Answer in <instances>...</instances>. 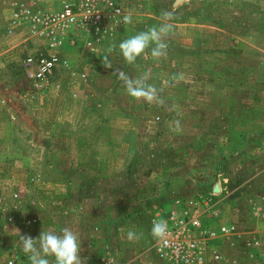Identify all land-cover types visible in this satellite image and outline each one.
<instances>
[{
	"label": "rangeland",
	"instance_id": "obj_1",
	"mask_svg": "<svg viewBox=\"0 0 264 264\" xmlns=\"http://www.w3.org/2000/svg\"><path fill=\"white\" fill-rule=\"evenodd\" d=\"M65 1L0 0V264L10 248L30 264L21 234L65 227L81 239L85 264L107 255L165 264L153 253L156 212L200 195L221 205L207 226L233 221L240 238L258 236L264 264V0H115L140 14L144 31L171 25L164 54L154 57L152 44L119 62L110 47L90 49L70 31L68 63L37 87L21 61L38 41L15 13ZM121 71L152 98L130 94ZM226 143L239 149L217 155ZM188 145L195 156L181 152ZM224 246L219 264H240L232 236Z\"/></svg>",
	"mask_w": 264,
	"mask_h": 264
},
{
	"label": "built area",
	"instance_id": "obj_2",
	"mask_svg": "<svg viewBox=\"0 0 264 264\" xmlns=\"http://www.w3.org/2000/svg\"><path fill=\"white\" fill-rule=\"evenodd\" d=\"M111 14L122 15L121 6L115 0H66L61 8L53 11L22 6L15 15L28 20V30L38 41L21 61L25 77L37 87L47 85L53 72L68 63L62 52L66 45L74 44V40L69 39L70 31L79 27L100 39L108 31L104 23ZM179 208L183 209L182 212ZM220 210L219 201L213 196L200 195L189 199L184 207L180 203L173 205L166 214L157 211L154 218L160 222L163 217L166 232L155 243L156 258L165 264H207L210 260L219 264L226 261L224 242L237 234V226L233 221L220 222L212 227L203 223V218L211 215L219 218ZM260 215L264 218V212ZM214 239H219L220 244L211 248L209 244ZM244 243L249 257H254L253 250L263 246L261 239L253 234ZM2 253L7 256L3 264H18L21 259L15 249L2 250ZM99 260L97 264H115L109 255Z\"/></svg>",
	"mask_w": 264,
	"mask_h": 264
},
{
	"label": "clouds",
	"instance_id": "obj_3",
	"mask_svg": "<svg viewBox=\"0 0 264 264\" xmlns=\"http://www.w3.org/2000/svg\"><path fill=\"white\" fill-rule=\"evenodd\" d=\"M170 15V14H166ZM125 22L130 21L129 16L124 17ZM171 25H162L158 29L153 27L148 31L139 32L119 43V49L128 63H133L145 49L155 44L151 49L154 57L164 54L166 44L163 36L169 32ZM119 77L127 83L128 91L136 97L152 98V91L146 90L139 80H130L122 71ZM166 225L163 222L153 224L152 233L156 237H163ZM136 233L129 231L128 238L132 239ZM138 238V237H137ZM22 250L28 255L30 264H50L49 257L54 258L55 264H85V257L81 256L82 241L70 228L65 227L60 232L41 231L38 236L21 234L19 237Z\"/></svg>",
	"mask_w": 264,
	"mask_h": 264
},
{
	"label": "crops",
	"instance_id": "obj_4",
	"mask_svg": "<svg viewBox=\"0 0 264 264\" xmlns=\"http://www.w3.org/2000/svg\"><path fill=\"white\" fill-rule=\"evenodd\" d=\"M124 6V5H123ZM130 6H127V4H126V7H124L123 9L121 8V10H122V15L121 16H118V15H112V16H108V18H107V20H106V22L104 23L105 24V26H106V28H107V33H104V34H102V37L100 38V39H96L95 37H94V35L92 34V33H89V32H86V31H84L83 29H80L79 27H77V28H75V30L73 29L72 31H73V33L76 31L77 32V38L75 37V40H80V42H82V41H84V45L85 44H87L88 45V47H90V49L91 48H96V47H103L104 49L106 48L107 50H109V48L108 47H110L111 48V50H112V53H110L109 54V57H112V55H114L115 54V56L117 55V57L119 58V62L120 61H122L123 60V58L121 57V55H120V49H119V43L121 42V41H119V38H121V37H123V36H125L126 34H127V36L129 37L130 35V33H132V34H134V33H139V32H142V31H144L145 29H144V27H142L141 26V29H140V26L138 25V22H139V17H140V14L138 13V12H136L135 10H130V8H129ZM125 16H129L130 17V21L129 22H125V20L123 19ZM71 33V32H70ZM104 44L106 45V44H109L108 46H104ZM67 49V48H66ZM66 49L64 48V51L62 52L63 53V57L64 58H66L67 60H68V58L66 57ZM116 58V57H115ZM170 94L171 95H173V94H176V92H171L170 91ZM169 94V95H170ZM233 112H235V109L233 110ZM233 117H234V114L232 115ZM227 144V146L226 147H224L225 149H221L220 147H219V149H218V154H217V152L215 153V152H213V150L211 149V151L213 152V154H217V155H219V153H220V151H223V152H225V153H223L224 154V156H226V153L227 152H231V153H234L237 149H239V146H235L234 144H232V143H226ZM181 152L183 153V152H186L187 154H191L192 156H195V154H194V151H193V148L191 147V145H188V148L186 149V151H183V150H181ZM210 153L211 152H209V155H210ZM208 157H210L209 158V160L208 159H204V160H206V162L207 161H216V159L215 158H217L216 156L215 157H212V156H208ZM210 169H212V168H210ZM194 175V174H193ZM195 176V175H194ZM205 179V178H204ZM197 180H199V179H197ZM189 183H191V184H193V183H196V180H192L191 179V181L189 182V181H187L186 180V185H188ZM200 183H202V182H200ZM190 184V185H191ZM203 185H206V183H203ZM172 187V186H171ZM218 188L221 190H223L224 189V186H222L220 183L218 184ZM171 189H173V188H171ZM192 194V193H191ZM188 198H191L192 196H189V194H187L186 195ZM186 197V198H187ZM234 198H236V199H238L239 197H234ZM250 199V198H249ZM250 202V204H249V206H250V208H253L254 209V207H252V200H249ZM247 203V202H246ZM168 205L171 207L172 205H171V203L169 202L168 203ZM263 205V207H264V204H262ZM219 206H221L220 205V201H219ZM207 219H209V218H207ZM207 219H204L203 218V223L205 224V225H207L208 224V221H207ZM223 220V219H222ZM222 220H220V221H222ZM224 222V221H223ZM209 224H210V221H209ZM259 227V226H258ZM250 235V234H249ZM232 237L234 238V248L237 250V249H239L240 250V252H241V255L244 257H241L240 258V261H242V262H240V264H260V257L258 258V256H259V252L262 250V249H256V250H253V252H254V257H249L248 256V251L246 250V247H245V243H244V240L247 238V236H244V238H240V236H238L237 234L236 235H232ZM258 237V236H257ZM239 240V241H238ZM213 243H215V241H213V240H211L210 241V244H209V246H211V245H213ZM218 243H219V241H218V239L216 240V246L215 247H217L218 246ZM209 249H211V248H209ZM262 252H263V250H262ZM154 253V256H155V252H153ZM227 253V252H226ZM231 253H232V251H231ZM245 257H246V260L248 259V261H246L245 260ZM154 258H156V257H154ZM262 258V257H261ZM244 260H245V262H244ZM155 262H158V263H160V261H155ZM210 262V261H209ZM209 262H207V264H209ZM244 262V263H243ZM247 262H250V263H247ZM164 263V262H163ZM214 263V262H213ZM225 263V262H224ZM224 263H221V264H224Z\"/></svg>",
	"mask_w": 264,
	"mask_h": 264
},
{
	"label": "water",
	"instance_id": "obj_5",
	"mask_svg": "<svg viewBox=\"0 0 264 264\" xmlns=\"http://www.w3.org/2000/svg\"><path fill=\"white\" fill-rule=\"evenodd\" d=\"M218 190V188H216Z\"/></svg>",
	"mask_w": 264,
	"mask_h": 264
}]
</instances>
